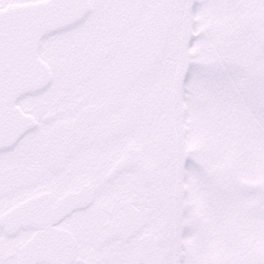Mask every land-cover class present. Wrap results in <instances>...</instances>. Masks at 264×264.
Wrapping results in <instances>:
<instances>
[{
    "label": "snow or ice",
    "instance_id": "1",
    "mask_svg": "<svg viewBox=\"0 0 264 264\" xmlns=\"http://www.w3.org/2000/svg\"><path fill=\"white\" fill-rule=\"evenodd\" d=\"M0 264H264V0H0Z\"/></svg>",
    "mask_w": 264,
    "mask_h": 264
}]
</instances>
